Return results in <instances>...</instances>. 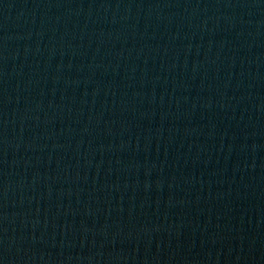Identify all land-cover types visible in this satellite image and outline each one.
Segmentation results:
<instances>
[{
    "label": "water",
    "instance_id": "water-1",
    "mask_svg": "<svg viewBox=\"0 0 264 264\" xmlns=\"http://www.w3.org/2000/svg\"><path fill=\"white\" fill-rule=\"evenodd\" d=\"M0 264H264V0H0Z\"/></svg>",
    "mask_w": 264,
    "mask_h": 264
}]
</instances>
